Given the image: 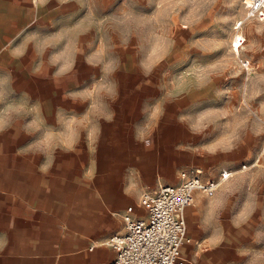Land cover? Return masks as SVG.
<instances>
[{"label":"rangeland","instance_id":"rangeland-1","mask_svg":"<svg viewBox=\"0 0 264 264\" xmlns=\"http://www.w3.org/2000/svg\"><path fill=\"white\" fill-rule=\"evenodd\" d=\"M109 1L68 6L55 21L59 30L45 38L21 35L36 49L30 60L43 67L36 85L22 72L18 86L0 89V114L27 143L37 110L76 109L78 97L85 129L119 142L141 135L163 170L176 166L175 178L181 169L200 168L216 179L231 171L218 190L234 196V210L253 202L258 223L257 241H236L234 263L264 264V165L252 188L240 172L258 159L264 142V25L250 20L242 28L240 55L250 72L223 70L198 80L197 66L213 69L221 60L231 27L244 18L243 0ZM49 77L51 84L43 82ZM108 151V144L95 143L81 157L101 160Z\"/></svg>","mask_w":264,"mask_h":264},{"label":"crops","instance_id":"crops-1","mask_svg":"<svg viewBox=\"0 0 264 264\" xmlns=\"http://www.w3.org/2000/svg\"><path fill=\"white\" fill-rule=\"evenodd\" d=\"M109 3L0 0V89L18 86L22 72L28 85L37 84L36 71L43 66L30 60L29 54L35 55L36 49L21 42L25 31L32 38H45L59 30L55 21L68 6ZM43 82L51 84L52 78ZM81 104L76 97V109L37 110L27 129L33 141L27 143H20L19 127L0 114V264H109L114 251L105 243L125 231V210L132 207L133 219L143 217L139 202L143 192L177 184L178 175L172 176L176 166L163 170V162L141 135L119 142L95 127L85 129L84 111L78 109ZM102 142L109 151L101 160L81 157L83 150ZM24 148L27 157L21 155ZM254 162L241 166L247 188L255 185L254 173L264 165L262 160ZM223 171L230 177L221 184L234 176ZM231 198L218 188L211 194H193V203L184 213L190 239L181 247L184 264H235L236 241H257L255 205L246 202L234 210Z\"/></svg>","mask_w":264,"mask_h":264},{"label":"built area","instance_id":"built-area-1","mask_svg":"<svg viewBox=\"0 0 264 264\" xmlns=\"http://www.w3.org/2000/svg\"><path fill=\"white\" fill-rule=\"evenodd\" d=\"M244 18L237 20L228 33L229 44L221 60L208 69L201 64L195 68L196 79L209 77L223 70L250 72L248 60L241 57L244 44L243 26L250 20L264 25V0H243ZM264 163V142L260 155ZM230 173L223 171L217 180L205 176L199 168L181 169L175 185H162L154 192H143L140 205L143 217L133 219L132 207L122 215L125 231L106 240V246L114 251L109 264H184L181 247L189 243L185 224V209L193 203V194L213 193Z\"/></svg>","mask_w":264,"mask_h":264}]
</instances>
